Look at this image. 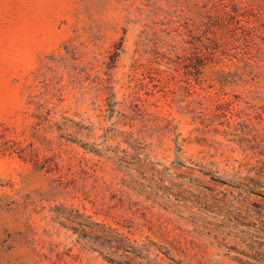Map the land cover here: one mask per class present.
Listing matches in <instances>:
<instances>
[{
  "label": "rangeland",
  "instance_id": "1",
  "mask_svg": "<svg viewBox=\"0 0 264 264\" xmlns=\"http://www.w3.org/2000/svg\"><path fill=\"white\" fill-rule=\"evenodd\" d=\"M0 264H264V0H0Z\"/></svg>",
  "mask_w": 264,
  "mask_h": 264
}]
</instances>
